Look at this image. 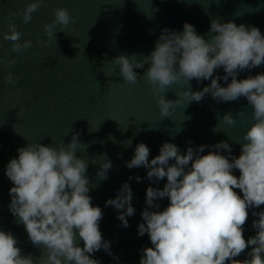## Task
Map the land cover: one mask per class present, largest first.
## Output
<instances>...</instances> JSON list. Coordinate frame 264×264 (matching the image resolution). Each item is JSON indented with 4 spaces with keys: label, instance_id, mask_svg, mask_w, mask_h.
I'll return each mask as SVG.
<instances>
[{
    "label": "clouds",
    "instance_id": "9594fccd",
    "mask_svg": "<svg viewBox=\"0 0 264 264\" xmlns=\"http://www.w3.org/2000/svg\"><path fill=\"white\" fill-rule=\"evenodd\" d=\"M42 3L43 0H31L21 12L9 15H20L27 24ZM53 12L55 19L44 25V35L56 42L53 30L59 26L60 32H64L75 20L63 7ZM7 27L9 31L2 36L13 42V52L32 47L30 40L21 42V33L14 23L9 22ZM37 43L49 46L48 40ZM144 57L145 62H132L128 56L119 55L112 62L119 66L123 80L133 84L138 79L134 68L150 63L143 77L152 87L162 117H168L170 108L181 103L180 99L166 100L164 94L174 84L183 82L189 90L177 92V96L188 102H200L207 94L218 102L246 98L254 122L243 136L245 142L238 157L232 155L227 141L199 145L195 150L189 146L183 154L177 145L164 142L159 155L151 160L148 146L143 142L136 145L126 167L147 169L149 181L166 178L162 189H146L147 207L141 213L143 222L138 224V236L147 234L152 247L142 249L139 264H264V211L252 212L258 217L252 223L256 234L247 240L243 235L248 210L264 205V73L237 79L239 72L264 64V34L256 26L214 19L205 39L185 22L182 32L162 29L155 49ZM3 63L0 57V64ZM13 64L15 60L7 61L9 68ZM221 67L225 75L214 77V71ZM19 79L9 71L5 82L14 86ZM193 79L198 83L209 79L211 82L200 91H191ZM221 79L226 87L221 86ZM237 115L243 117L244 113L239 111ZM222 119L228 125L235 124L230 112ZM78 135H73L66 146L63 141L57 147L28 143L18 148V158L7 164L5 175L13 185L9 189V211L18 224H23L33 246L40 248L41 256L22 254L14 236L0 230V264H100L91 254L103 249L112 255L111 242L103 238L99 228L103 211L92 205L88 194V163L76 155L81 145L88 147L79 142ZM186 143L191 145V141ZM124 145L130 146L131 140ZM205 148L211 150L202 155ZM221 149L228 155L221 154ZM102 157L97 175L104 180L113 165L106 155ZM234 170H239L238 177ZM135 179L140 182L141 177ZM164 198L169 203L160 211L156 201ZM132 199L131 186L124 182L115 198L105 202V207L118 210L117 219L125 228L129 226L127 217L135 213ZM78 239L83 241V247ZM249 246L250 259H235Z\"/></svg>",
    "mask_w": 264,
    "mask_h": 264
},
{
    "label": "water",
    "instance_id": "95a60500",
    "mask_svg": "<svg viewBox=\"0 0 264 264\" xmlns=\"http://www.w3.org/2000/svg\"><path fill=\"white\" fill-rule=\"evenodd\" d=\"M30 2L0 0V57L5 61L0 64V230L14 236L22 254L41 256L40 248L33 246L23 224H18L9 211V189L13 185L5 175V168L12 158H18L17 149L28 143L57 147L63 141L66 146L78 133L79 142L88 147L81 145L76 155L88 163L85 173L89 179L88 194L92 205L103 211L99 228L103 238L111 242L112 255L101 249L91 254V258L100 264H139L142 249L152 247L147 234L138 236V224L143 222L141 213L147 207L146 189L148 186L162 189L166 178L149 181L147 169L126 167L125 162L133 157L136 145L145 143L151 160L159 155L164 142L177 145L183 154L189 146L195 150L199 145L227 141L232 155L238 157L245 142L243 136L254 121L246 98L218 102L207 94L200 102H188L177 96V92L189 90L183 82L174 84L164 94L166 100H181L164 118L151 85L143 77L150 63L134 68L138 79L133 84L123 80L119 66L112 61L126 55L132 62H145L144 56L155 49L161 30L182 32L185 22L192 24L205 39L214 19L256 26L264 34V0H43L29 23L24 24L20 15L10 17V13L21 12ZM61 7L69 11L75 23H70L64 32L57 26L53 30L55 42V38L49 40L44 35V25L55 19L53 10ZM9 22L21 33V42H32L31 48L19 53L12 51L13 42L2 36L9 31ZM38 40H48L49 46L37 43ZM9 60H15L11 68L7 65ZM9 71L14 78L20 77L14 86L5 82ZM260 73H264V64L239 72L237 79ZM224 75L222 67L213 74ZM210 82L209 79L198 83L193 79L190 90L200 91ZM219 82L227 86L222 79ZM239 111L244 113L243 117L237 115ZM229 112L235 119L234 125L222 119ZM128 140L131 145L126 147ZM210 150L205 148L201 154ZM220 151L228 155L226 150ZM105 155L113 167L108 170L107 179L101 180L97 172ZM233 174L238 177L239 170ZM136 176L141 177L140 182ZM124 182L131 186L135 208L134 215L127 217V228L117 219L118 210L105 207V202L115 198ZM235 191L242 196L238 189ZM156 203L162 211L169 201L164 198ZM248 211L243 231L246 240L256 234L252 223L258 217L252 212L264 211V205ZM77 243L83 247L82 240ZM250 251L251 246L235 259H250L247 254Z\"/></svg>",
    "mask_w": 264,
    "mask_h": 264
}]
</instances>
